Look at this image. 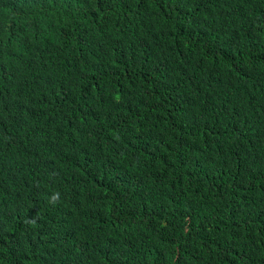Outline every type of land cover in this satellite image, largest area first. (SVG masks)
I'll return each instance as SVG.
<instances>
[{"label": "trees", "instance_id": "trees-1", "mask_svg": "<svg viewBox=\"0 0 264 264\" xmlns=\"http://www.w3.org/2000/svg\"><path fill=\"white\" fill-rule=\"evenodd\" d=\"M0 264H264V0H0Z\"/></svg>", "mask_w": 264, "mask_h": 264}]
</instances>
